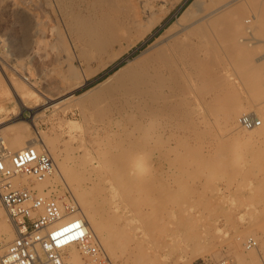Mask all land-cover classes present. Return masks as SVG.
<instances>
[{
  "label": "rangeland",
  "instance_id": "obj_1",
  "mask_svg": "<svg viewBox=\"0 0 264 264\" xmlns=\"http://www.w3.org/2000/svg\"><path fill=\"white\" fill-rule=\"evenodd\" d=\"M59 1L65 4L67 8L70 6L66 9H70L69 11H71L77 10V5L80 0H69V2L68 0ZM126 1L130 3V6ZM188 1L189 0L123 1L124 3L121 4V6L123 5L124 8L119 6L118 13L115 11L112 13V11H110V13L107 12V14L108 16L112 15L116 17L119 14L121 15L118 16L120 20L117 19L118 22L123 25L121 27L118 23L120 28L125 29L126 27V42L123 39L120 43L113 44L110 49L108 47L105 50L106 52L103 51L101 53L97 52L95 49H91L88 44L85 43L87 42L86 36L84 38V35L81 34L80 31L77 30V34H75L76 29H74V27L67 30V27L63 24L61 15L58 14V11L56 13L57 4L55 2H58V0H0V76L2 79L0 83V107L4 109L0 113V123L2 125L0 128V130L2 129L0 138L3 137L2 139L5 145L9 146L16 138H21L23 142L37 139L38 136L36 134L39 132V135L47 139L46 145H43L42 148L51 150L53 147L58 154L61 153V155H59V159L61 158V160L66 154H70V157L77 156V159H82L86 151L91 154L92 160H87L86 170L83 171V173L79 172L76 173L77 176L76 174L73 176L76 172V169H74L75 167L73 170H70V175L67 173L68 175L66 178L72 180L69 182L66 181L67 184L63 183L64 180L61 175L58 174V178H56L53 174L50 179L48 178V183L43 186H38L31 178L20 179L22 182L20 186L39 190L48 188L58 197L71 196L74 200H77L70 185L74 183L72 185L73 187L82 185L81 187L87 188L83 189L86 193V197L94 196L93 198L97 201L96 211L101 209L107 210V207H110L108 209L110 218L108 217L107 221L112 228L114 226L113 230L115 229L116 232H118L117 235L114 236L116 247L114 252L115 257H118V259L112 258L111 255L103 252L105 258L103 264H142L144 262L142 258L145 260V257L149 258L148 260H150L149 262L152 264H203L217 262L222 259L233 261L231 264H235L237 257L245 258L249 251L243 247L247 238H253L257 242L256 249L261 254H264V141L262 139V136L264 138V135H262V133H264V124L258 129L256 128L261 134L259 138L262 140L257 138L255 141H252V144L244 146L242 144H237L238 136L241 132L247 130L238 126L236 122L237 118L245 113H251L260 119H264V0L253 2L248 0V3L244 2L245 4H243L245 7L246 4L248 6L249 3L250 5L253 3V6L249 5L250 7L248 6V9H244L246 12L243 14L242 20L240 21V28L242 27L241 33L243 32L241 36L242 39H244V44L242 42L243 46L241 48L243 50L237 52L233 48L231 39L222 42L218 37H214V49L212 50L211 48L212 51L209 50L207 54L204 53L207 56L204 55L206 62L204 61L205 65L203 64L206 66V69L203 65L199 68V70L205 69L206 71L199 72L197 69V73L195 75V72L193 73L194 80L198 75L200 77L198 76L195 81L193 80V86L190 85V92L188 91L185 97L184 95L180 96L182 98L184 97L183 99L178 97L181 99L179 100L177 98L176 102L179 103V107H176L177 112L173 113L167 111L162 118H151L150 122H153V124L150 126H147L150 124V122H148L149 118L145 120L137 119L136 122L143 126L140 131L141 133L137 131L129 132V130L125 129V127L127 128L135 121V119H132L135 118L132 115L130 118L129 116L122 117L121 119L118 118L116 119L117 122H113L114 124L112 123L109 125L107 122L112 119L110 113H106L105 111L102 112L103 107H100V104H98V102H100L98 98H102L103 96V89L101 92V88L100 90L98 89L100 93L96 97L97 99L95 98L98 92L97 89L94 88L98 86L106 76L122 65L124 63V58L136 55L155 35L161 32L165 25L174 19L175 11H180ZM45 2L46 4H44ZM177 2L181 3L171 11L161 24L157 25L152 32L148 34L145 42L137 44V48L132 50L129 55H123L128 50L127 45L130 43V39L131 41H135V36H138L144 30L143 27L147 21L150 20L154 25L164 14L176 5L175 3ZM134 3L136 4L134 5ZM74 4L75 7H73ZM80 4L82 5V3L79 2V5ZM127 5L128 7H126ZM132 6L134 7V11H132ZM125 7L130 10L127 12ZM123 9L126 12H124ZM13 10H16V12ZM23 11L25 14L26 11H28L29 14L27 12L25 15L22 13ZM88 11L89 10L84 9L82 11L83 16L87 15V17H83L86 19L85 21H89L91 26L98 25L99 22L102 21L101 17H104L103 14V16L101 15L102 12L98 11L100 14L97 12L94 16V13L91 14V12ZM114 12L118 15L114 14ZM123 13L126 17H124ZM256 13L263 15L262 21L258 18H254ZM34 14L36 15L34 16ZM92 15L94 17H92ZM127 15H129V17ZM24 16H26L27 19H25L26 17ZM32 18L34 21L37 18L39 20L37 19L35 22H32ZM98 18H100L101 21ZM93 19L95 22L97 20H99V22L94 24V21H92ZM133 19L135 20L132 21ZM28 21L32 22V24L28 23ZM39 21L41 25L37 23ZM259 21H261L262 25H260ZM55 22L56 24H53ZM132 22L133 25L130 24ZM33 23H36L38 27L40 26V32L38 33L39 37L38 34H36V36L35 33H33L34 31L32 28H29L31 25L34 26ZM138 23L140 25H138ZM258 24L261 27H257L259 26ZM43 28H45L46 32L41 31ZM96 28L98 27L96 26ZM30 29L32 34L30 33ZM54 31L63 38V41L62 38L60 41V36L57 35V33H53ZM40 33L45 38L42 37ZM78 33L82 35L79 39L77 38V36H80ZM35 36L37 41H33L36 40ZM57 39L59 41H57ZM32 42L33 45L36 43L37 45L39 44V46L34 49L35 45L33 46ZM60 42H62V44H60ZM38 47L39 51L37 50ZM81 47H83V49ZM80 50L82 51L80 52ZM32 51H34V53ZM83 51L84 53H87V51L90 52L89 55L92 53V59L89 58L86 60L88 62L81 56ZM65 53L67 58H65ZM95 53L97 55L99 54V56L97 57ZM66 59H68V62H65ZM68 64L69 66L71 64L72 67L67 66ZM13 86L14 88L16 87L15 89L18 93L24 94L27 98H30L27 89H29L30 93L38 97V99L41 98V96L47 95H49L47 97L57 99L63 96L69 89L75 97H82H74L75 99L73 98L69 102L55 107L48 105L46 107L41 106V108L38 103L36 104L38 107L35 106L38 110L33 114L30 109H24L21 112L18 110L17 117L22 115V117L27 120L36 117L34 120L35 127L28 133L16 137L12 133L10 134L5 131L6 127L21 121H16L17 117L12 114V108L16 106V102L14 103L15 94L11 89ZM65 87L69 89L67 90ZM87 91L90 92L88 93ZM39 92L43 94L41 95ZM93 98H95V104L97 102L99 109L102 108V110L100 109V115L97 107L96 110L98 111H94L95 106ZM91 101L93 102L92 105L94 109L89 106L92 103ZM79 104L83 105V113L79 110L80 108H78ZM86 106H88L87 108L89 109H86ZM226 113L229 114V122H231L234 127L232 130L233 132L226 128L224 122ZM7 116L8 118L4 119V117L6 118ZM230 118L232 120H230ZM131 119L132 121L130 122ZM235 129L236 132L234 131ZM220 135L222 137L225 136V138H222ZM112 139L115 143L117 141V147ZM136 139H142L141 143L143 142L142 148L135 150L138 157L141 155L142 149L151 151L156 157V160L151 166L152 168L148 170L150 174H143L146 180H143V187L140 186L141 183L137 184L139 183L137 180L131 178L128 180V173H125L126 170L123 168L122 164V151H125L126 148L130 149L131 144L134 143ZM153 139H158L160 141H158L157 145L158 149L160 148V152L154 147L152 143ZM90 141L92 142L90 143ZM48 142H52V144L50 143V145ZM107 143L112 146L114 145V148L116 147L115 153L110 156L113 160L109 159V161L111 160L110 163H112V167H114L112 171L102 172V174L101 165L95 161V156L99 150L108 147ZM229 146L230 148H228ZM259 149H262V153L259 152ZM82 153L83 156L81 155ZM254 153L257 154L255 155ZM52 155L54 156L53 153ZM117 155H119V157ZM250 156L252 157L250 158ZM233 159H235V164L233 163ZM83 161L85 160H82V162ZM116 170L118 172H116ZM75 177L79 178L75 180ZM116 182H127V184L129 182L128 186H130V188H127L132 191L126 190L127 192H123L118 190L115 186ZM134 197H137V199ZM132 213H134L133 215H135L136 219L143 222L146 226L150 225L149 218L150 220H154L151 222V229L146 227V234L138 239L129 233H124L125 231L122 232L120 228L123 224L124 217L129 214L132 215ZM182 213H184V216ZM154 214L157 215V218L159 215L158 221L155 218L156 216H153ZM5 218L6 216H4V220ZM111 218L115 220L113 221ZM261 218L262 220H260ZM258 220H260L259 223L254 226V222ZM155 222H158L157 227H155ZM182 222L184 224H182ZM251 224L253 225L250 226ZM167 226L170 228L168 229ZM174 235L175 238L173 237ZM184 236L190 237L192 240L188 242L191 246L190 251L187 252V254L177 249H175L174 252L172 251L173 253L170 252L172 249L171 245L183 244ZM236 237L239 238L237 240L238 246H235ZM153 241L155 243H153ZM196 242H200V244H202L201 246H204L203 249L208 250H205L200 259L195 258V255H197L199 251L197 247H200L199 245L196 247L194 246ZM117 244L119 245L117 246ZM4 245L5 243L0 239V246L2 247H0L1 252H3ZM121 249L124 251L120 253ZM128 252L134 253L135 255L133 256H135V258L132 254L129 255ZM139 256L140 258L137 259Z\"/></svg>",
  "mask_w": 264,
  "mask_h": 264
},
{
  "label": "bare ground",
  "instance_id": "obj_2",
  "mask_svg": "<svg viewBox=\"0 0 264 264\" xmlns=\"http://www.w3.org/2000/svg\"><path fill=\"white\" fill-rule=\"evenodd\" d=\"M61 1H63V0H61ZM119 1L120 0H80L79 2L82 3V5L81 4L79 5V2H78V5L79 6L75 3L77 5V10H71V11H69L70 9L69 10H67V9L70 6L67 8L65 6V4H62V2H60L58 0V2H55L57 4L56 5L57 7L56 6L55 7L57 9L56 10V13L58 11V14L61 15L62 20H63V24L65 25V27H67V30H70L71 27H74V29H76L75 34H77L76 32L78 30V31H80L81 34L84 35V38L86 36L87 42H85V43H87L88 46L91 49H95L97 52H101L102 53L108 47L110 49L113 44L120 43L123 39H124V41L126 40V34H127L126 27H125V29L119 27V24L120 23L118 22V19H119L118 16L120 14L118 15V14L115 13V12L118 13L119 6L120 7H123V5L121 6V4H123L124 3L123 1H125V0H123V1L121 0L122 2L121 1L119 2ZM180 1H183V0H180ZM250 1L253 2V1H257V0H250ZM68 2H69V0H68ZM244 2L248 3L249 1L248 0H189L183 6L182 9L180 8L181 9L180 11H175L176 13L174 14V19L171 20L170 22H168V24L165 25V27L162 29L161 32H159L157 35H155L154 38L150 42H148L142 49H140V51L136 55H134L132 57H126V58H124V63L122 65H120L113 72H111L108 76H106V78L98 86H96L95 88L93 87L94 89H97V92H98L97 95L95 96V98L98 96V94L103 89V92H102L103 96H102V98L101 97L98 98V99H100V102H98V104H100L99 105L100 107H103V110H102V108H100L102 110V112L103 111H105L106 113L108 112V113H110V116L112 117V119H110L109 122H107V123H109V125H110L113 122L114 123L117 122L116 119H118V118L121 119L122 117L124 118L126 116L127 117L129 116V118H130V116L132 115L135 118H132V117L131 118L132 119H135V121H133V123L130 126H128L127 128L125 127V129L129 130V132H135V131L140 132L142 130L143 126L140 123H137L136 122L137 119H141V120L144 119L145 120L146 118L147 119L149 118V121L148 122H150V119L151 118H155V119H158L160 117L162 118V116L164 114H166L167 111L173 112V113L174 112H177L176 111V107H179L178 106L179 103L176 102L177 101V98L180 97V96H183V95L185 97L186 93L189 91L190 85L193 86V84H192L193 83V80H194L193 79V73L195 72L194 73V75H195L197 73L196 71L199 70L200 66L203 65V64L205 65V62H206L205 61L206 60L205 56L206 55L204 53L207 54V52H209V50L212 51L214 49L213 48L214 47V44H215V41L213 39L214 37H218V39L221 40L222 42H226L228 39H231L233 48L237 52H241V50H243L241 48H242V46L244 44V42H243L244 39H242V36H241L243 32L241 33V30H242L241 28L242 27L240 28V26H241L240 25V21L242 20L243 14H245V12H246L244 9L247 8L250 5V3H249L248 6L246 4V6L244 7L243 6V4H245ZM40 3H42V2H40ZM179 3H181V2L175 3L176 5H174L172 8L170 7L171 9L166 14H164L161 17V19H159L157 21V23H155L154 25L150 22V20L147 21V23L145 25L143 23H141V24L144 25V27H143L144 30L138 36H135L136 37L135 41H131V39H130V43L129 44L127 43L128 44L127 45L128 46V50L123 55H125V54L126 55H129L132 52V50H134V49L137 48V44H139L140 42H145L146 37L148 36V34H150L152 32V30L157 25L161 24L162 21L171 13V11H173L175 9V7ZM44 4H46V2ZM75 4H74L73 7H75ZM129 4L130 3H128V5ZM135 4L136 3H134V5ZM252 4L253 3H251L250 6H253ZM14 5H15V3H14ZM69 5H71V4H69ZM128 5L126 7H128ZM126 7H125V9H126ZM133 8L134 7L132 6V11H134ZM2 9H4V8H2ZM83 9L84 10H89L91 12V14L94 13V16H95V14L98 11L99 12H102L101 15L102 14L104 15L103 18L101 17L102 21H101L100 18H98V19L101 22H99V20L96 21V22H99L100 25L98 24L99 26L98 25L91 26V24H89V21L88 22L85 21L86 19L83 18V17H85V16L87 17V15H85V16L82 15ZM16 10H13V11L16 12ZM128 10H130V9L129 8L126 9L127 12H128ZM51 11H53V10H51ZM110 11H112V13H113V11H115L114 14H116L118 16L117 17L116 16H112V15L111 16H108L107 12L110 13ZM120 11L123 12L122 10H120ZM126 11L124 10V12H126ZM27 12L28 11H26V14H27ZM22 13H24V11ZM28 14H29V12H28ZM84 14H85V11H84ZM30 15H31V13H30ZM32 15H33V13H32ZM35 15L36 14H34V16ZM94 16L92 15V17H94ZM127 16L129 17V15H127ZM24 17H26V16H24ZM30 17H33V16H30ZM124 17H126L125 14H124ZM49 18H50V16H49ZM254 18H256V19L258 18L261 21L264 19L263 18V15L262 14H259V13L258 14L256 13L255 16H254ZM25 19H27V17ZM37 19H35V21ZM243 19H244V17H243ZM134 20L135 19H133L132 21H134ZM31 21L32 22L34 21L33 18L31 19ZM92 21H94V19ZM261 21H259L260 22V25H262L261 24ZM32 22H29L28 21V23H31V24H32ZM96 22L94 21V24ZM37 23H40V21L37 22ZM134 23H136V22H134ZM31 24H29V25H31ZM53 24H56V22L53 23ZM130 24L133 25V22L130 23ZM39 25H41V23ZM124 25H126V24H124ZM138 25H140V24L138 23ZM260 25L257 26V27H261ZM263 25H264V23H263ZM32 26L33 25H31L29 28H32L33 29V31H34L33 33H35V35L38 34L40 32L39 31L40 26L38 27V25L36 23L34 24L33 27ZM96 26L98 28H96ZM122 26L123 25H121V27ZM128 26L129 25L127 24V27ZM57 27L58 26L56 25V28ZM52 28H49V29H52ZM133 29H134V27H133ZM128 30H130V29H128ZM30 31H31V29H30ZM41 31L44 32L45 31V28H43V30H41ZM43 32H41V33H43ZM28 33H29V31H28ZM30 33L32 34V31ZM30 33H29V35H30ZM41 33H40V35H41ZM47 33L49 34V32H47ZM53 33H57V32L54 31ZM61 34H62V32H61ZM81 34L78 33V35H80V36H77L78 39L81 38V36H82ZM49 35H51V34H49ZM49 35H48V37H49ZM57 35H59V34L57 33ZM71 35H72V33H71ZM36 36H35V39H36ZM41 36L44 37L43 35H41ZM38 37H39V34H38ZM44 38H42V39H44ZM61 38L62 37L60 36V38H59L60 41H61ZM33 41H37V39L36 40H33ZM57 41H59V40L57 39ZM62 41H63V38H62ZM242 42H243V44H242ZM30 44H31V42H30ZM60 44H62V42H60ZM2 45H4V44H2ZM32 45H33V42H32ZM34 45H35L34 49L37 46H39V44L37 45L36 43ZM63 45H64V43H63ZM40 46H41V44H40ZM83 47H81V48L83 49ZM119 47H121V46H119ZM211 48H212V50H211ZM32 49H33V47H32ZM85 49H84V51H85ZM37 50L39 51V47L37 48ZM95 50H93V51H95ZM34 51H32V52L34 53ZM81 51L82 50H80V52ZM84 51H83V53H84ZM89 51H91V50H89ZM83 53H82L81 56H83V58L85 59V61L87 59L91 58V56H92V53L89 55L90 52H88V51H87V53H84V54ZM119 54H121V53H119ZM35 55H36V53H35ZM20 56H24V55H20ZM65 56H66L65 58H67L66 53H65ZM98 56H99V54L97 55V57ZM78 57H79V55H78ZM111 57H114V56H111ZM119 57H121V56H119ZM67 60L68 59H66L65 62H68ZM86 62H88V61H86ZM86 65H87V63H86ZM67 66H69V64ZM69 67H72V65L70 64ZM204 67L206 69V66H204ZM68 69L70 70V68H68ZM200 70H199V72L204 71L202 69H200ZM70 71H72V70H70ZM65 72H66V70H65ZM71 76H73V75H71ZM198 76H197V78H198ZM67 78H69V77H67ZM1 82H2V79H1V76H0V83ZM15 88H14V86L11 87V89L13 90V93L15 94L14 103L16 102V106L14 108H12V114L14 116H16V117L18 116L17 115L18 114V110L21 112L24 109H30V110H32V114H33V113H35L38 110V109H36V107H38V105L40 107L41 106L42 107L43 106L46 107L48 105H50L51 107H55L57 105H60V104L65 103V102H69L70 100H72L75 97V95H73V93L71 91H69L70 89L69 88H66L67 90L68 89L69 90L68 91L64 90V91H66L65 94L63 96L57 98V99H52L50 97H47L49 95L42 97L41 95L43 93H41V92H39V93H41V95H40L41 98L38 99V97H36L33 93H30L29 89H27L28 93L30 94L29 95L30 98L28 97L29 98L28 99L24 94H22L20 92L18 93V91ZM100 88H101V90H100ZM98 89L100 90V92L98 91ZM87 92L89 93L90 91H87ZM36 93H38V92H36ZM38 96H39V94H38ZM81 97L82 96H80V97L78 96V97H75V98H81ZM95 98H93L94 99L93 102H94L95 109H94V107L92 105L93 104L92 101H91L92 103L89 105V106H91V108L94 109V111L96 110V107L99 109V107L97 106V102L95 104ZM180 98L183 99L182 97H180ZM180 98H178V99L181 100ZM96 101H99V100H96ZM36 104H38V105L36 106ZM87 107L88 106H86V109H89ZM78 108H80L79 110H81V112L84 109L83 108V105H81V104L78 105ZM93 109H91V110H93ZM100 109H99V112H100L99 115L101 114V110ZM3 110L4 109L2 107H0V113ZM91 110H90V112H91ZM96 111H98V110H96ZM227 114L228 113H226V117H225V121L224 122L226 124L227 130H229V131L231 130L232 131L234 129V127H233L232 123L229 122V117H228L229 114L228 115ZM82 116H81V118H82ZM230 116H231V114H230ZM233 116H234V114H233ZM35 117H32L31 119L27 120L24 117H22V115H20L19 117L16 118L17 119L16 121H18V120H21V121L20 122H16V123L11 124L10 126L6 127L5 128V131L6 132H9L10 134L12 133L16 137L17 136H20V135H22L24 133H28L32 128L35 127V124H34ZM107 117H109V116H107ZM7 118H8V116L6 118L4 117V119H7ZM132 119L130 120V122L132 121ZM230 120H232V119L230 118ZM140 121H138V122H140ZM152 124H153V122L152 123L150 122V124H148L147 126H150ZM1 127H2V125L0 123V128ZM257 129L256 128H252V129H249L247 131L241 132L240 134L238 133L239 134V136H238L239 138H238V143L237 144L238 145L239 144H242L244 146H247L248 144H252V141H255L261 135ZM262 130H263V128H262ZM1 131H2V129L0 130V133H1ZM234 131L236 132V129ZM261 133H262V131H261ZM83 134H85V133H83ZM36 135L38 136L37 139L30 140V141L28 140V141H25V142H23L21 140V138H16V139L12 138L14 140H13V142H11V144L9 143L10 144L9 146H6L5 145V143H4L3 139H2L3 137L0 138V139H2L4 145L6 146V150L9 153L17 152V151L22 150V149H24L26 147H29V146H32V147L36 148L38 151H41V148L43 147V145H46L47 139H46V137L44 138V136L39 135V132H37ZM262 135H264V133H262ZM223 137L225 138V136H223ZM259 139H261V138H259ZM262 139L264 141L263 136H262ZM108 140H110V139H108ZM88 141H89V139H88ZM141 141H142V139L141 140H137L136 139L134 141V143L131 144L130 149H127L126 148L125 151L124 150L122 151V156H123L122 164H123V168L126 170L125 173L126 172L128 173V176L126 174V176L129 177L128 180H130V178L133 179V180H137L139 183H137V182L136 183L137 184H140L141 183L140 186L143 187V185H142V184H144V181L143 180H145L143 174H146V173H149L150 172V171L148 172V170L152 168L151 166H152L153 162L156 160V157H155V155L151 151H148L147 149H142L141 155L139 157L136 155L135 150L142 148V143L143 142L141 143ZM158 141H159L158 139L157 140H154L153 139V141H152L154 147L157 148L156 150H159L160 149V148L158 149V147H157ZM91 142L92 141H90V143ZM113 142H114V140H113ZM236 142H237V140H236ZM48 143L49 144L50 143L52 144V142H48ZM116 143H117V141H116ZM116 143H115V146H116ZM256 143H257V141H256ZM100 146H102V145H100ZM113 146L108 144V147H106V149L99 150V152L95 156V161H97L101 165V170H102L101 173L102 172L103 173L104 172H110V171L113 170V167L114 166L112 167V163H110L111 160L109 161V159H112L110 156H112L115 153V148L117 147L116 146L114 148ZM102 147H104V146H102ZM127 147H129V146H127ZM242 147H241V149H242ZM73 148H76V147H73ZM228 148H230V146ZM153 149H155V148H153ZM47 150H48V148H47ZM48 151H49V153L51 155H52V153L54 154V156L52 155L53 156V160H54V172H53L54 176L56 178H58V174L61 175L62 176V179L64 180L63 183H66V184H67L66 181H68V182L69 181H72V180H69L68 178H66V176L69 174L70 170H73V168L75 167L74 169H76V172L73 174V176L76 173H79V172H82L83 173V171L86 170V162H87V160L88 161L89 160H92L91 154L88 153L87 151H86V153H84V156H83V153L81 154L83 156L82 159H77L76 158L77 156L76 157H73V156L70 157L69 156L70 154L69 155L66 154L65 157L63 156L64 158L62 160H61V158L59 159V155H61V153L58 154L56 152V150H54L53 147H52L51 150H48ZM261 151H262V149L261 150L259 149V152H261ZM158 152H160V150ZM254 154L256 155L257 153H254ZM117 156L119 157V155H117ZM251 157L252 156H250V158ZM117 159H119V158H117ZM121 159H122V157H121ZM235 159H233V163H234ZM82 160H85V161L82 162ZM251 162H252V159H251ZM236 165H237V163H236ZM87 168H88V166H87ZM116 172H118V171L116 170ZM76 176H77V174H76ZM76 178L77 177H75L74 179L77 180L79 177L77 179ZM19 180H17V182L15 180V182L19 184V182H21V180L20 181ZM75 180H74V182H75ZM119 181H121V180H119ZM46 183H48V179L45 180V181H43V182H35V184H38V186H43ZM76 183H77V181H76ZM73 184H70V185H71V188L73 189V191L75 193V196L77 198V200H75V203H76V206L78 208V213H79L80 218L83 220V222L87 226V229L89 230V232L94 237H96L98 239L99 244H100L103 252L106 253V254L111 255L112 258H116L115 257V252H114V249L116 248L115 247L114 236L117 235L118 232H116L115 229L113 230L114 226L112 228L110 226V224H108V221H107V218L109 217V213H108L109 211H108V209L110 207H107L108 208L107 210L101 209V210L96 211L97 201L93 198L94 196L93 197H86L85 196L86 193H85V191H83V189H87V188L81 187L82 185L81 186L78 185L77 187H73L72 186ZM128 185H129V182H128V184H127V182H121V183L116 182V184H115L116 188L118 190H120V191H123V192L126 191V190H128V191L131 190V189H129L130 186H128ZM127 187H129V188H127ZM90 191H89V193H90ZM146 194H147V191H146ZM134 198L137 199V197H134ZM129 199H131V198H129ZM155 208H157V207H155ZM133 214L134 213H132V215L129 214L128 216H125L124 217L123 224H122V226L120 228L122 229V232L125 231L124 233H129L133 237H136V239H138L139 237H142L143 235L146 234V227L150 228V225H151V222H152L153 219L151 218L152 220H150V218H149L150 225L148 223L149 226H146L143 222H141L140 220L136 219L135 215H133ZM155 214L153 216H156L155 218L157 220L159 218V215H158V218H157V215H155ZM182 215L184 216V213H182ZM4 216H6L7 220H6V218L4 220ZM208 218H209V216H208ZM111 220L114 221L115 219L111 218ZM260 220H262V218ZM260 220L255 221L254 222V226H256L259 223ZM155 224H156L155 227H157L158 222L157 223L155 222ZM182 224H184V223L182 222ZM252 225L253 224H251L250 226H252ZM167 227H168V229L170 228L169 226H167ZM192 229H193V226H192ZM175 233H178V232H175ZM237 233H239V232H237ZM179 234H180V232H179ZM14 237H15V233H14L13 227L9 223L8 217H7L6 213H5V211L0 206V239L3 240V242L5 243L4 246H6L7 244H9L14 239ZM168 237H169V235H168ZM173 237L175 238V235ZM236 238L237 239H236L235 246L236 245L238 246L237 240L239 238L238 237H236ZM183 240H184L183 241V244H179V245H175L174 244V245H171V248L172 249H171L170 252H172V251L174 252V250L177 249V250H180V251H182L184 253L186 252V254H187V252L190 251V247H191L190 244H188V242H190L192 240L190 239V237H187V236H184ZM124 243H125V240H124ZM153 243H155V242L153 241ZM173 243H174V241H173ZM118 245L119 244H117V246ZM197 245H199L200 247H197V250L199 249V251H198L197 255H195L196 257L195 256L194 257L196 259H200L202 257V254H204L205 250H207V249L204 250L203 249L204 246L202 247L201 246L202 244H200V242H196V245H194V246L196 247ZM121 251H122V249L120 250V253H121ZM130 254H132V256L135 255L132 252L129 253V255ZM133 257L135 258V256H133ZM122 258H123V256H122ZM139 258H140V256L137 259H139ZM71 259H72V262L74 264H81V261L79 259V256H78V254L76 252H73L72 253ZM116 259H118V257ZM142 259L144 261V262L142 261L143 262L142 264H152L151 262H149L150 261V260H148L149 258H146L145 257V260H144V258H142ZM142 259H140V260H142ZM231 262H233V261H231ZM235 264H264V254H261L256 248L255 249H252V250H249L245 258L237 257L236 260H235Z\"/></svg>",
  "mask_w": 264,
  "mask_h": 264
},
{
  "label": "built area",
  "instance_id": "obj_3",
  "mask_svg": "<svg viewBox=\"0 0 264 264\" xmlns=\"http://www.w3.org/2000/svg\"><path fill=\"white\" fill-rule=\"evenodd\" d=\"M236 122L249 130L261 127L264 119L245 113ZM53 172L54 160L48 150L38 151L29 146L9 153L0 140V206L15 233L14 239L0 252V264H74L73 252L78 254L81 264L105 261L98 239L80 218L71 196L58 197L51 189L39 190L16 183L22 178L43 182ZM243 247L255 249L257 242L247 238ZM203 264H231V261L222 259Z\"/></svg>",
  "mask_w": 264,
  "mask_h": 264
}]
</instances>
